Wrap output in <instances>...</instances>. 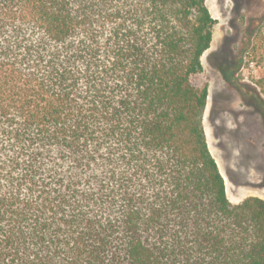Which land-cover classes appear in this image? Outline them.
I'll return each mask as SVG.
<instances>
[{"label": "trees", "instance_id": "trees-1", "mask_svg": "<svg viewBox=\"0 0 264 264\" xmlns=\"http://www.w3.org/2000/svg\"><path fill=\"white\" fill-rule=\"evenodd\" d=\"M205 0H0V264H264L193 78Z\"/></svg>", "mask_w": 264, "mask_h": 264}, {"label": "rangeland", "instance_id": "rangeland-1", "mask_svg": "<svg viewBox=\"0 0 264 264\" xmlns=\"http://www.w3.org/2000/svg\"><path fill=\"white\" fill-rule=\"evenodd\" d=\"M205 1L216 23L193 81L209 88L208 144L232 203L264 198V0Z\"/></svg>", "mask_w": 264, "mask_h": 264}, {"label": "crops", "instance_id": "crops-1", "mask_svg": "<svg viewBox=\"0 0 264 264\" xmlns=\"http://www.w3.org/2000/svg\"><path fill=\"white\" fill-rule=\"evenodd\" d=\"M211 95V94H210ZM204 121H205V115H204Z\"/></svg>", "mask_w": 264, "mask_h": 264}]
</instances>
